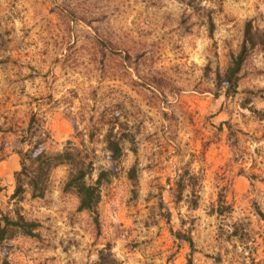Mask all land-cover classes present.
Returning <instances> with one entry per match:
<instances>
[{"label": "rangeland", "instance_id": "1", "mask_svg": "<svg viewBox=\"0 0 264 264\" xmlns=\"http://www.w3.org/2000/svg\"><path fill=\"white\" fill-rule=\"evenodd\" d=\"M247 21L264 31V0H0V212L40 224L0 242V264L105 247L117 264H264V55L235 92L216 80ZM35 132L36 152L92 162L88 182L109 173L97 225L63 191L69 165L42 199H11ZM109 135L129 136L119 160Z\"/></svg>", "mask_w": 264, "mask_h": 264}, {"label": "trees", "instance_id": "2", "mask_svg": "<svg viewBox=\"0 0 264 264\" xmlns=\"http://www.w3.org/2000/svg\"><path fill=\"white\" fill-rule=\"evenodd\" d=\"M254 52H260L264 55V31L253 29L251 21H247L244 25L243 39L238 52L230 55L228 66L222 75L216 73L217 87L225 86L226 93L235 92L242 67L251 53ZM36 133L24 137L26 140L23 139V141H28L29 150L17 152L20 157V169L14 175L15 188L11 199L14 200L24 194L25 187L28 188L31 199H42L47 191L50 172L58 166L69 165L72 169L64 184L63 191L74 192L78 198V210L93 215L94 223L97 225V208L101 199V186L109 181V173L102 170L94 182H88L94 171L92 162L85 165V158H81L80 154H73L68 149L57 154H47L44 151L36 152L42 140V137L36 136ZM36 137L38 140H34ZM122 137L115 139L109 135L104 140L105 150L110 153L113 160H119L123 155L120 140L129 136ZM129 179L135 180L134 167L129 170ZM39 227L38 222L28 220L19 213L10 218L9 215L0 212V242L10 239L15 233L37 238L39 237ZM187 241L191 245V240L188 239ZM94 264H117V262L110 249L105 247L98 251V258ZM188 264H191L190 261Z\"/></svg>", "mask_w": 264, "mask_h": 264}]
</instances>
